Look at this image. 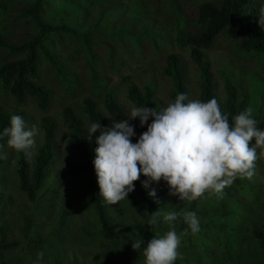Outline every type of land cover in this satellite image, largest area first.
<instances>
[{"label":"rangeland","instance_id":"rangeland-1","mask_svg":"<svg viewBox=\"0 0 264 264\" xmlns=\"http://www.w3.org/2000/svg\"><path fill=\"white\" fill-rule=\"evenodd\" d=\"M26 1L0 0L3 4L0 5V35L15 45L38 32L33 22L26 23L27 18L12 9L13 4L20 8ZM203 1L220 2L65 0L64 4H60L59 0H44L41 16L44 22L81 25V31L96 22L99 24L100 28L89 38L93 41L91 51L95 64L90 69L88 51L80 38L50 34L45 44L55 56L69 83L41 53L38 81L51 92L48 110L43 113L31 102L17 105L9 91L0 83V107L10 111H24L29 122L27 128L35 125L39 131L35 138L36 147L30 150L28 158H33L37 147L42 143L40 117L43 114L56 120L57 145L60 151L47 170L42 186L34 197L29 198L18 184V151L7 144L8 137L0 145V153L6 155L0 164V244L13 243V246L2 249L0 264H32L37 261L38 251L44 252L41 262L46 264H56L54 258H58L59 264H105L102 252V244L105 243L96 233L98 224L87 197L85 177L81 174L72 175L66 170V164L75 156L65 144L67 131L62 110L70 106L88 129L92 124L82 110L83 99L91 98L106 113L103 106L104 94L114 87L117 100L130 113L131 107L136 106L126 98V82L122 80L126 75H131L132 80L139 86L153 81L156 84L155 97L163 108L166 107L172 101L168 96L170 81L161 73L164 58L168 53L177 52L191 66L189 48L175 45V30L177 27L194 32L200 29L197 12ZM15 13L17 17H14ZM123 21L131 24L134 35L144 26H149L148 32H157L156 46L149 39H144L142 48H139L129 37L115 38L116 34L109 37V30H116ZM127 25H119L118 30H128ZM107 43L113 48L117 59L114 64L108 58ZM204 52L212 62L219 89H223L222 76L227 71L238 91L248 95V108L253 110L252 117L261 116L264 113L262 57L242 50L239 39L230 37L225 32H221ZM21 56L23 53H9L0 46V63ZM197 82L198 73L192 70L187 76L192 100H198ZM112 119L114 118L111 117L110 120ZM133 122L139 123V118ZM148 122L151 123L150 118ZM254 143L253 138L250 146ZM257 155L253 178L249 180L246 177H237L221 194L207 192L205 198L188 202L179 201L177 196L169 195L167 183L163 180L158 184L150 182L149 188L144 187L155 210L192 211L199 218L200 231L196 234L189 229L187 235L181 236L188 225L182 218L175 222V230L181 239L177 248V259L183 260L185 264H264V252L256 246L252 238V229L264 226V157L260 156V149H257ZM147 179L141 173L142 185ZM151 188H155L159 203L148 195ZM218 195L223 198H218ZM134 200L141 209H147L136 188L128 194L127 199L108 206L112 222L126 235L122 248L127 255L117 253L120 260L118 264H145L144 257L132 248L130 240L146 238L149 242L152 238H160L170 231L162 217L158 219V226L147 225L136 212ZM165 225L166 228L163 229ZM127 251L133 252L134 257Z\"/></svg>","mask_w":264,"mask_h":264},{"label":"trees","instance_id":"trees-1","mask_svg":"<svg viewBox=\"0 0 264 264\" xmlns=\"http://www.w3.org/2000/svg\"><path fill=\"white\" fill-rule=\"evenodd\" d=\"M64 1L59 0V3L64 4ZM43 2L44 0H27L20 8L13 4V11H16L18 15L26 17V23L33 22L38 28V32L33 37L16 45L9 43L7 39L0 35V46L2 48L16 55L23 53L21 57L10 60L6 59L0 63V83L9 91L17 105L21 106L27 102H31L39 111L44 113L50 107L51 92L38 81L40 76V54L42 53L55 67L57 72L65 77L58 61L46 46L45 41L50 34L60 37L68 35L71 38H80L82 44L88 51V62L90 69H92L95 64V57L91 51L93 41H90L89 38L100 27L96 22L84 31H81L79 29L81 25H69L65 22L60 24L44 22L41 19ZM0 5L3 6L1 2ZM262 7H264V0L203 1L199 4L197 12V23L200 25V29L194 32L184 31L182 28L177 27L174 37L175 45L179 48H189L191 68L177 52H171L165 56L161 73L170 81L168 96L172 102H174L176 96L180 93L187 94L189 99L192 100L190 89L187 86V76L189 72L194 70L198 73V100L207 102L212 98H216L222 114L228 115L230 127L234 124V117L248 108V95L238 91L236 84L228 75L227 71H224L222 76L223 89H219L212 69V62L204 52V49L209 48L221 32H225L226 35L239 39V45L242 50L260 55L263 59L264 67V29L257 22ZM14 17H17L16 13ZM126 24H128L129 29L128 27H123L128 30H122V26L120 27L121 30H118L119 25ZM126 24L124 21L121 22L116 27V30L115 28L109 30L107 35L113 37L116 34L114 36L115 38L129 37L139 48H142V41L144 39H149L156 46V35L158 33L154 31L148 32L149 26L142 27L139 33L134 35L131 32V24ZM107 45L109 47L108 58L114 64L117 61L114 50L109 43ZM122 80L126 82V98L136 107L145 106L156 107L157 110L163 109L161 103L155 97L156 84L153 81L139 86L132 80L131 75L124 76ZM66 81L69 83L67 78ZM103 106L106 113L91 98L86 97L83 99L82 110L89 123L100 122L103 127H108L111 125V120L108 116L117 121L128 119L129 112L117 100L116 89L114 87L109 88L105 92ZM12 115L22 116L25 120L26 128L28 127L29 122L24 111L17 109L10 111L0 107V132L5 127L10 126V118ZM62 117L67 131L65 144L70 149V153L75 156V158L70 159L66 164V170L72 175L81 174L85 177L88 187L87 197L98 224V231L96 233L104 239L105 243L102 244L103 261L105 264H118L120 260L117 258V253L127 255L122 248L124 246L123 239L126 235L120 231L118 225L112 222L108 211L109 204L104 201V198L99 193L93 159L96 155L95 148L98 147L96 137L100 132L97 130L93 133L92 139L89 141L88 131L84 126L82 118L70 106L63 108ZM252 118L258 121L257 127L260 130H264V113L261 116H254ZM150 120H152L151 117ZM129 123L134 125L136 135L131 139L135 143L140 134L147 130V125L141 126L140 122H133V120H129ZM40 128L43 132V140L37 147L33 158L29 159L24 152L18 151L16 170L18 184L20 189L29 198L34 197L42 186L47 177V170L60 153L57 145V123L55 118L43 114L40 117ZM6 138L7 136H4L0 139V145H2ZM3 161L4 159H0V164ZM134 185L137 193L144 200L147 209H141L136 200H134L133 205L135 206L136 212L140 214L143 221L148 225L152 213L156 211L155 206L146 195L145 188L141 184L140 179L134 181ZM158 222L152 226H158ZM165 228L166 225L163 226V229ZM252 234L254 243L264 252V226L253 228ZM141 240V250L137 251L143 256V247L147 245L148 241L146 238ZM130 241L132 243L135 242L133 240ZM11 246H13V243L0 244V258L2 256V249ZM127 252L130 256L134 255L133 252ZM54 262L59 264L58 258H54ZM32 264H36V262ZM41 264H46V262H41ZM173 264L185 263L183 260L176 259Z\"/></svg>","mask_w":264,"mask_h":264},{"label":"clouds","instance_id":"clouds-1","mask_svg":"<svg viewBox=\"0 0 264 264\" xmlns=\"http://www.w3.org/2000/svg\"><path fill=\"white\" fill-rule=\"evenodd\" d=\"M257 22L264 29V7ZM252 113L251 107L241 111L230 127L228 115L222 114L216 98L202 102L180 93L162 110L131 107L128 119H112L108 127L93 123L87 131L89 141L93 133L100 132L93 159L100 195L109 205L127 199L141 173L148 178L143 182L145 188H149L150 182L158 184L163 180L169 195L188 202L205 198L206 192L223 193L237 177L251 180L258 159L257 149L264 157V130L257 127L258 121L252 118ZM136 118L141 126L147 125V130L133 143L131 138L136 133L129 120ZM38 134L35 125L28 129L22 116L12 115L10 126L0 132V139L7 136L10 147L28 155L36 147ZM253 138L255 143L250 146ZM4 158L6 155L0 153V159ZM148 195L159 203L155 188ZM161 217L170 231L160 238H152L143 247L145 264H173L177 259L181 244L175 230L178 219L182 218L188 225L181 236L187 235L189 229L193 234L200 231L195 212H165L158 208L148 225H155ZM141 244L139 239L132 243V248L140 251ZM43 257L44 252L38 251L36 264H41Z\"/></svg>","mask_w":264,"mask_h":264}]
</instances>
